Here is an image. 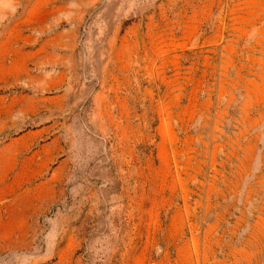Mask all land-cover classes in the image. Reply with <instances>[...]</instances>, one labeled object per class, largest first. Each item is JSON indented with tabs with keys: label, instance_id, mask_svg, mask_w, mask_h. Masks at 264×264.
<instances>
[{
	"label": "rangeland",
	"instance_id": "obj_1",
	"mask_svg": "<svg viewBox=\"0 0 264 264\" xmlns=\"http://www.w3.org/2000/svg\"><path fill=\"white\" fill-rule=\"evenodd\" d=\"M0 264H264V0H0Z\"/></svg>",
	"mask_w": 264,
	"mask_h": 264
}]
</instances>
